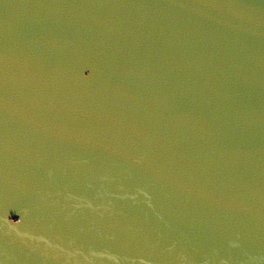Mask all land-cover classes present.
Wrapping results in <instances>:
<instances>
[{
    "label": "water",
    "instance_id": "obj_1",
    "mask_svg": "<svg viewBox=\"0 0 264 264\" xmlns=\"http://www.w3.org/2000/svg\"><path fill=\"white\" fill-rule=\"evenodd\" d=\"M0 264H264V0H0Z\"/></svg>",
    "mask_w": 264,
    "mask_h": 264
}]
</instances>
